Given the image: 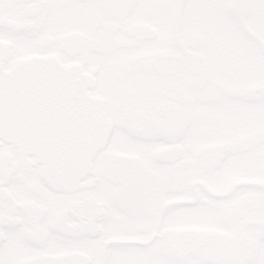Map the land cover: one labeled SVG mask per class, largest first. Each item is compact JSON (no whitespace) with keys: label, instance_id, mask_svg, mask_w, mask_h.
<instances>
[{"label":"snow or ice","instance_id":"6c2138e0","mask_svg":"<svg viewBox=\"0 0 264 264\" xmlns=\"http://www.w3.org/2000/svg\"><path fill=\"white\" fill-rule=\"evenodd\" d=\"M0 264H264V0H0Z\"/></svg>","mask_w":264,"mask_h":264}]
</instances>
